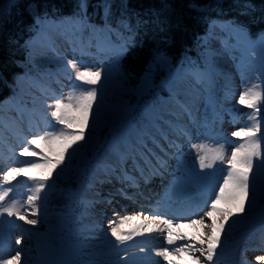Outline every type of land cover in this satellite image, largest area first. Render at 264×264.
Wrapping results in <instances>:
<instances>
[{"label": "rangeland", "instance_id": "1", "mask_svg": "<svg viewBox=\"0 0 264 264\" xmlns=\"http://www.w3.org/2000/svg\"><path fill=\"white\" fill-rule=\"evenodd\" d=\"M59 26L53 23L47 27L52 33L51 39L54 42L52 45L47 43L46 35L41 33L34 36L29 45V61L32 67L38 69L45 68L50 63L58 68H65V73L60 75L61 83H55L53 80L47 82L50 86L46 92L49 97H44L42 91L38 90L40 85L36 83L27 85L26 92L28 91L32 97L37 96L34 101L43 104L38 100H44L45 105L40 107V111L7 105L4 112L11 115L9 122L13 128L8 126L9 122L6 124L8 127H3V122L0 120V128H3L0 135V194L7 191V197L4 201H0V207L7 208L15 202V207L19 210L18 214L14 212L11 216L7 212H0V264L11 260L17 252L21 255V264H126L121 258L137 249L140 250L134 255L135 259L131 264H168L157 254L159 248L164 246L168 247L169 251L172 250V246L167 245V231L133 235L131 240L123 244H118L111 235V227H119L125 233L133 228L142 230L136 221L137 226H134V221L120 224V217L133 216L137 213L135 206L129 205L124 196L134 200H143L142 197H146L150 203L155 200L153 207L157 208L156 212L144 213L156 217H169L168 213L171 210L184 206L185 210L191 212L194 210L192 202L202 206L203 215L210 211L208 205H211L215 199V194L219 192L220 185L228 174L230 167L228 159L232 151L241 144H247L244 138L234 137L232 133L240 128L251 127L253 124V121L249 120L253 109L241 105L239 96L241 91L253 84H261V78L264 76V38L252 41L244 36L243 32H235L233 28H228L230 26L227 27L228 29L223 26L221 28L213 26L214 35L205 39L208 49L205 60L211 66L214 80L201 75H196L195 85L191 75L186 77L189 82L181 80L182 85L177 92L181 93L182 97L180 101L176 100L180 103L176 105L173 100L168 102L167 106L170 110L165 112L166 118L156 117L159 125L153 124V128L148 130L151 134L144 137V141L132 137L127 142L118 139L119 137L115 135L104 149L105 155L103 153L104 156L94 162L91 169L83 168L82 171H78L77 183L81 189L79 196L71 199L65 187H52L46 182L40 197L29 203L28 198L34 194L35 189L33 181L23 172L11 184L5 183L3 178L10 168H26L30 174L40 177L37 169L50 164L43 157L46 156L48 161L54 163L56 142L49 144L40 141L39 147L32 145L31 150L38 153L36 156L26 155L23 148L26 141L31 140L34 135L58 132L64 127L58 125L51 117L56 99H63L64 103H68L66 98L69 93L75 91L78 94L93 87L76 79V69L71 68L68 61H74L77 69L81 71L99 69L102 74L100 82L106 87L117 82L113 78L115 69L108 64L109 60H102L101 55L95 52L99 48L94 40L95 35H90L93 42L85 43L81 50L80 43L77 42L78 37L82 35L78 26L75 24H67L63 28ZM72 31L76 34L74 40L70 39ZM218 64H222L226 69L220 70ZM72 75L74 77L68 83V77ZM176 80L175 77L166 82L164 80L165 84L163 83L162 87H179L181 81L177 84ZM146 87L148 85L139 84L136 90L141 93ZM129 110H132V107ZM72 114L79 116L75 110ZM78 130V127L68 129V131ZM171 138L179 141L181 145L164 146L162 141L167 145L171 143ZM132 140H135V143L129 146ZM146 145L153 150H145ZM201 145L203 149L199 147ZM217 152L222 153L225 159L213 160L211 168L200 167V156L206 155L211 159ZM28 160L39 167L33 168L20 163ZM136 161H140L138 165L141 166V170L137 172L132 167V162L137 164ZM157 169L164 178L155 188L153 187L154 189H150L156 194H152L149 190L141 192V189H146V185L140 188V192L128 188V178L131 177L132 182L143 180V176H139L140 178L137 176L141 174L151 178ZM263 171L262 144V156L254 158V167L250 172L251 194L246 206L255 204L252 200L257 193L254 187L257 183L262 184L260 179L263 178ZM117 188L123 189L128 194H118ZM88 197L96 202H91ZM184 197L187 201H182ZM105 200L108 202V207L113 203L125 208L123 211L114 210L113 214L108 212L111 208H105L104 216L108 212L112 216L111 221H114L107 225L103 223L102 214L97 216L93 213V206H103ZM217 207L227 210L232 208V204L225 200L219 202ZM247 209L242 213L234 214L225 222L226 233L223 232V235L226 236L222 237V242L218 245L214 264H264L263 250L252 253L247 249L255 245L256 240L262 241L258 240L257 235L264 230V222L251 226L253 219L250 216L253 214ZM245 214L249 215L246 217ZM21 216L26 219H21ZM200 218L199 214L172 221L174 227L181 226V232L189 234L188 238L191 240L192 235L198 234L195 230L197 225L190 223L189 226L183 227L181 223L183 220L191 222ZM29 219L36 220L37 223L29 224L27 222ZM219 219L220 217L217 216V220ZM204 222L206 225L212 223L211 218L207 216ZM203 238L206 239V236ZM17 239H20L21 243L18 244ZM182 243L185 242L177 241V246ZM194 243L198 244V242ZM27 244L29 246H25ZM61 244H63V253L60 254ZM155 246L159 247L156 249ZM203 247L206 249L207 244ZM196 254L199 255V252ZM241 254L246 258L243 259ZM171 258L173 264H194V261L184 253H173ZM258 261L260 263H257ZM201 264H213V262L207 261L204 256L201 258Z\"/></svg>", "mask_w": 264, "mask_h": 264}, {"label": "trees", "instance_id": "2", "mask_svg": "<svg viewBox=\"0 0 264 264\" xmlns=\"http://www.w3.org/2000/svg\"><path fill=\"white\" fill-rule=\"evenodd\" d=\"M53 23L60 28L75 24L84 34H96L112 44L108 64L119 82L106 87L99 81L94 86L98 97L85 139L69 149L47 180L49 186L65 187L73 199L80 193L77 173L103 157L115 135L127 142L141 138L159 123L156 117H165L169 101L178 104L181 80L189 82L186 77L195 69L209 70L205 39L214 35L213 26H230L252 41L264 38V0H0L1 119H10L4 112L8 101L26 108L43 107L26 86L65 73V68L53 63L38 69L29 61L30 41L41 33L51 37L47 27ZM174 77L177 84L181 81L179 87H162ZM139 84L148 87L139 93ZM61 147L56 142L55 160ZM49 167L41 166L37 174L46 175ZM262 177V184L254 187L255 204L246 206L253 214L251 226L264 222V171ZM59 251L63 253V244Z\"/></svg>", "mask_w": 264, "mask_h": 264}, {"label": "snow or ice", "instance_id": "3", "mask_svg": "<svg viewBox=\"0 0 264 264\" xmlns=\"http://www.w3.org/2000/svg\"><path fill=\"white\" fill-rule=\"evenodd\" d=\"M68 65L71 68L76 69V79L83 82L86 85L93 87L88 88L85 91H81L78 94L74 91L69 93L66 98L69 102L64 103L63 99H56L54 104V110L51 112V117L57 122L58 125H62L58 132H45L43 135H34L31 140L26 141L23 148V152L28 156H36L37 152L32 151V145L39 147L40 141H46L51 144L58 142L62 145L58 152V157L54 163L48 161L45 156L43 159L51 164L48 168L46 175L37 177L28 172V170L20 168H10L4 175V182L11 184L16 181L17 177L23 172L29 180L35 183L34 194L29 196L28 202L33 203L36 201L43 190L45 189L46 182L49 177L54 174V169L66 159V153L69 149L77 145L78 142L85 139V127L90 124V113L94 108V102L97 100L98 92L94 87L101 79L102 74L99 69L93 71L91 69H85L83 71L77 69V65L74 61L69 60ZM239 103L246 105L248 108L253 109V112L249 116V120L253 121L251 127L240 128L238 131L232 133L234 137H242L247 141V144H241L238 148L234 149L231 153V157L228 159L230 165L228 174L224 177L223 184L220 185L219 192L215 194V199L212 201L210 211L205 215L212 219L210 225H206L204 218L191 221L192 225H200V232L191 236L189 240V234L182 233L181 226L174 227V221L165 220L163 217H152L151 220L145 217L140 219L137 216H122L120 217V224L123 225L127 221H136L142 230L137 228L131 229L130 232H122L119 227H111V235L115 238L118 244H123L125 241L131 240L133 235L143 234L144 232L152 233L167 231V245L172 246V250L169 251L168 247L161 248L158 251V255L162 256L168 264H173V253H184L188 255L190 259L194 261V264H201V257L206 256V260L215 262V255L218 252V245L222 242L221 233L225 231V222L229 220L234 214L242 213L246 210V203L251 194L250 172L254 167V158L262 156V141H264V117H261V111L264 110V82L261 84H253L251 87L246 88L240 92ZM79 113V116L72 115V111ZM260 117V119H257ZM78 127L79 131H68ZM258 133L260 135H258ZM203 149V146H199ZM215 159L223 160L224 155L217 152L211 159L206 155L200 156V167L211 168L212 161ZM20 163L26 164L30 167H39V165L32 161H21ZM227 193V195H225ZM7 197V191L0 194V201H4ZM227 200L232 204L231 209H221L217 207V204L221 201ZM18 209L15 207V202L7 208L0 207V212H7L8 215L13 213L18 214ZM217 216L220 217L217 220ZM21 219L26 217L21 216ZM186 219V217H185ZM29 224H36L37 221L33 219L27 220ZM209 229L205 232L204 229ZM206 236V239L203 238ZM177 241H184L180 246H177ZM194 242H198L194 243ZM17 243H21L20 239H17ZM207 244L205 249L203 245ZM199 252V255L196 253ZM3 264H21V255L19 252L11 258L9 261L3 262Z\"/></svg>", "mask_w": 264, "mask_h": 264}, {"label": "bare ground", "instance_id": "4", "mask_svg": "<svg viewBox=\"0 0 264 264\" xmlns=\"http://www.w3.org/2000/svg\"><path fill=\"white\" fill-rule=\"evenodd\" d=\"M219 65V68H220V70H223L224 71V69H226L225 68V66H223L222 64H218ZM140 167V166H139ZM159 169H157L156 170V172H157V174L155 175V177H156V180L154 181V180H152V179H148L147 177H146V179H144L143 181H138L137 182V184H136V186H132L131 188H133L132 190H136V188L140 185V186H145L146 185V189L145 188H143L144 189V191H146V190H149V191H151L152 189H154L156 186H157V181L159 180H161L162 179V177H161V174L159 173V171H158ZM166 186V185H165ZM154 187V188H153ZM151 189V190H150ZM151 193L152 194H156V192H152L151 191ZM157 193H159L158 192V189H157ZM88 199H90V197H88ZM91 200V202H96V200H92V199H90ZM167 201L169 200V198H167L166 199ZM182 201H187V198L186 197H184L183 198V200ZM175 202H177V201H175ZM107 201L105 200L104 201V203H103V206H93V208H94V211H93V213L95 214V215H101L102 214V216H104V210H105V208H111L110 210H108V212H112V211H123V210H125V208H124V206H122V205H119V206H116L115 204L113 205V203H110V207H108V205H107ZM171 203H174V202H171ZM106 206V207H105ZM116 206V207H115ZM167 206H169V205H167ZM114 207H115V209H114ZM135 211H137V213H134L133 214V216H137V217H139L140 219H143V218H145V217H147V218H149V220H151V218L152 217H156V216H152V215H148V214H145L144 212L145 211H148V212H150V213H152V208L150 207V206H140V204H139V206H136L135 208ZM106 213V216H104V218H103V223L105 224V225H107V223L108 224H110V223H114V221H111L112 220V216L109 214V213ZM112 214H113V212H112ZM197 214H200V216L201 217H203L204 219H205V217H206V215H203L204 214V212H202V210L200 211H198L197 212ZM173 215V214H172ZM120 216H121V214H120ZM158 216V215H157ZM196 215L194 214L193 215V217H195ZM159 217H162V216H159ZM189 217H191V216H189ZM165 220H169V219H171V218H173V219H171V220H175L176 218L175 217H173V216H169V217H163ZM211 221H212V219H211ZM106 222V223H105ZM134 223V226H137V224H135L136 222L134 221L133 222ZM190 223L191 222H189V220H187V221H185V220H183V222L181 223V225L183 226V227H187V226H189L190 225ZM179 224V223H178ZM195 230L199 233V231L201 230V228H200V225H197V227L195 228ZM204 231L205 232H208L209 231V229H207V228H205L204 229ZM223 232H225L226 233V229H225V231H223ZM223 232L221 233V235H222V237H225L226 235L224 234L223 235ZM162 245H163V243H162ZM264 245V244H263ZM263 245H261V246H263ZM25 246H29L28 244L27 245H25ZM261 246H258V247H261ZM159 246H155V248L157 249ZM165 247V246H164ZM164 247H162V248H164ZM154 248V247H153ZM161 248H159V250H160ZM138 250H140V249H137V250H135V251H133V252H129V254L128 255H126V256H123L122 258H121V261H125V263L126 264H131L132 262H133V260L135 259L134 258V255L135 254H137V251ZM241 257H243V259L244 258H246L245 257V255L244 254H241ZM201 258H204V256H202ZM257 263H260L259 261L257 262Z\"/></svg>", "mask_w": 264, "mask_h": 264}]
</instances>
